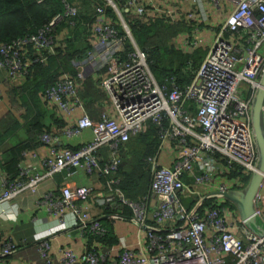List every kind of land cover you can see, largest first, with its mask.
<instances>
[{"label":"built area","instance_id":"2783aa9c","mask_svg":"<svg viewBox=\"0 0 264 264\" xmlns=\"http://www.w3.org/2000/svg\"><path fill=\"white\" fill-rule=\"evenodd\" d=\"M45 0H36L43 3ZM64 10L39 35L31 40L0 44V72L10 78L22 74L24 67L22 44L33 43L37 49L55 54L52 37L47 33L63 21L69 29L95 38L96 42L72 66L81 81L85 74L97 75L106 70L100 86L105 90L115 118L106 111L94 120L83 115L59 133H43L40 142L55 158L44 161L46 171L37 166L22 168L19 180L0 189V218L11 219L17 213L11 202L33 201L70 209L77 227L85 235L105 233L100 221L90 220L85 205L92 195L87 187L71 183L70 176L79 168L97 172L108 178L121 164L120 147L141 133L147 121L161 124L162 116L170 121L162 134V146L168 142L177 153L172 166L150 158V197L145 203L126 202L141 228L148 232L146 251H132L123 246L118 258L110 264H264V174L254 199L255 224L245 225L237 208L218 196L244 188L248 175L258 172L259 151L252 126V109L264 78V0H95L90 23L77 20V0H61ZM171 4H176L177 7ZM174 8H171V6ZM111 8L124 30L122 35L107 15ZM220 11L221 22L210 27L213 12ZM124 13L139 18L164 15L169 21H193L189 33L175 42L179 48L201 47L203 32L211 34L206 55L194 72L190 86L182 91L175 83L171 89L159 86L148 63V55L135 44ZM222 14V15H221ZM221 15V16H220ZM68 28V27H64ZM68 35L62 33V37ZM129 40L132 49L127 50ZM46 57L37 61L44 63ZM80 83L64 75L57 88L46 94L49 102L70 113L81 108L78 96ZM196 104L195 114L185 102ZM55 106L57 107V105ZM264 122V104L262 108ZM119 121V122H118ZM90 131L92 139L77 149H58L60 138H76ZM108 149V159L102 163L98 152ZM242 170L231 175L230 170ZM70 171L64 184L54 190H43V181L56 173ZM246 176L241 177L243 174ZM109 186V185H108ZM55 188V187H53ZM110 188V186H109ZM117 197V196H116ZM153 200V224H148V209ZM99 204L105 205L99 199ZM18 207V205H16ZM2 256L15 250L11 240L1 241ZM47 244L40 246L44 264H59L46 253ZM64 263L72 264L76 257L64 252ZM108 254L91 242L85 251L83 264H101Z\"/></svg>","mask_w":264,"mask_h":264},{"label":"trees","instance_id":"16d2710c","mask_svg":"<svg viewBox=\"0 0 264 264\" xmlns=\"http://www.w3.org/2000/svg\"><path fill=\"white\" fill-rule=\"evenodd\" d=\"M94 1L77 0L78 16L75 21L90 23L93 20ZM63 10L61 0H45L43 3H37L36 0H0V44L31 40L53 22L57 15L63 13ZM214 13L215 18L219 19V12ZM107 15L124 35L116 13L107 8ZM124 18L136 46L148 55L150 70L157 84L170 90L172 83H175L182 91L186 90L207 51L202 46L182 49L175 41L181 40L189 33L194 22L182 19L173 23L160 14L143 19L124 13ZM63 32L68 35L62 37ZM47 33L52 37L55 54H50L46 49L39 50L33 43H24L21 47L24 67L20 75L26 80L22 86L14 85L10 88L9 99L15 109L23 110L22 116L18 119L8 113L0 120V147L6 141L12 140L21 129L26 136L25 140L14 141L1 153L0 167L8 183L23 180H19L23 155L41 145V135L54 133V130L60 131L66 125L64 118L57 117L55 112L50 111V102L46 97L48 91L58 87L64 75L80 83L78 96L84 102L91 119H98L101 116L103 113L101 103L108 100L105 90L100 87V79L89 76L81 81L78 72L72 66L76 58L82 57L93 47L95 38L89 39L76 29H69L66 21ZM125 46L127 50L132 49L129 40L125 41ZM41 56L47 58L44 63L37 61ZM105 74L106 70H103L97 75L105 77ZM185 107L191 114H195V103L187 101ZM169 126L170 121L166 116H162L160 125L147 121L141 133L121 145V164L112 178L117 181L115 188L126 202L141 204L146 202L148 196L150 197L151 174L148 160L159 156L162 134ZM97 155L103 163L108 158V149H100ZM241 170L240 167H234L230 174L234 176ZM100 223L105 230L104 235L87 236L91 242L102 248L114 243V234L110 220Z\"/></svg>","mask_w":264,"mask_h":264},{"label":"crops","instance_id":"0c3cea01","mask_svg":"<svg viewBox=\"0 0 264 264\" xmlns=\"http://www.w3.org/2000/svg\"><path fill=\"white\" fill-rule=\"evenodd\" d=\"M171 5L177 7L176 4ZM172 6L171 8H174ZM216 12L220 14L219 10ZM214 16H216V13L213 12L211 17ZM220 22V18H213L210 20L209 26L216 27ZM207 35L208 38H206ZM200 36L202 41L210 42L209 39L211 40V34L209 32H203ZM89 76L90 75L86 73L85 79ZM93 76L96 77L95 79L98 78L101 80L103 78V76ZM25 80L23 75L10 78L7 72H0V120L8 113L13 114L18 119L22 116L23 110H17L14 108V105L11 104L9 90L13 88L14 85L22 86ZM81 102L82 107L75 108L70 113L60 110L56 103L57 107L53 102H50V111L55 112V114L58 115L57 117L61 116L64 118L66 122L65 126L71 125L83 115H87L91 118L85 108L84 102L82 100ZM102 103V112L106 111L111 117L115 118V112L108 104V100ZM55 133L60 134L57 130H54V134ZM25 138L26 136L23 129L19 130L12 140L6 141L3 146L0 147V156H2L1 153L7 150L14 141L25 140ZM91 139L92 134L90 131H84L79 137L72 139L60 138L58 149L78 148L82 144L91 141ZM23 156V162H21L20 166L22 165L23 169L37 166V170L40 174L46 171V168L43 166L44 161L55 158V154L51 153L43 144L34 151H27ZM157 158L159 164L172 166L174 160L177 158V153H175L172 144L168 142L163 146V150L160 151ZM107 159L108 158H106L104 162H106ZM148 164L150 166L149 160ZM68 174H70V171L64 170L63 172L56 173L49 179H45L42 183L43 190H54L56 194L60 195L57 187L64 184V179ZM114 174L115 173L107 179H102L97 172L88 173L85 168L81 167L70 176L72 184L78 187H87L92 192L88 204L85 205L88 209L89 219L93 221L110 220L111 227L113 228L114 243L110 246L103 247V252L108 254V256L106 255V260L101 264H109L114 260L112 258H118L123 246L128 247V249L132 251H146L148 246L147 230L141 228L137 224L132 209L130 207L131 210L128 207L126 208V205H124L120 197H118L119 195L122 196V194L115 188L117 181L114 177L112 178ZM103 180H105V182ZM5 183L6 176L0 167V189L3 188ZM99 199L104 200V202L107 201L106 204H99ZM11 205V207L17 210V213H10L13 217L8 220L0 218V237L1 241L6 239L11 240L15 244V250L8 256L0 255V264H44L40 251V246L43 243L47 244L48 248L46 249V253L50 255L55 262L63 264L65 257L64 252H66L72 253L76 257L72 264H83L82 257L90 246L91 241L88 236H84L77 227V220L70 209H59L57 207L49 208L47 204L37 206L32 200L22 202L16 199L11 202ZM16 205H18V207H16ZM154 211L155 206L152 200L148 209V224L150 225L153 223L152 215ZM1 251L2 248L0 245V254L2 253Z\"/></svg>","mask_w":264,"mask_h":264},{"label":"water","instance_id":"95a60500","mask_svg":"<svg viewBox=\"0 0 264 264\" xmlns=\"http://www.w3.org/2000/svg\"><path fill=\"white\" fill-rule=\"evenodd\" d=\"M252 109V126L259 151L258 172L253 173L243 192L238 196L234 192L219 193L222 199L231 202L238 210L241 221L245 225L255 224L254 199L263 180L264 174V122L262 108L264 104V78L261 81Z\"/></svg>","mask_w":264,"mask_h":264},{"label":"rangeland","instance_id":"374dc122","mask_svg":"<svg viewBox=\"0 0 264 264\" xmlns=\"http://www.w3.org/2000/svg\"><path fill=\"white\" fill-rule=\"evenodd\" d=\"M206 38H208V35L206 36ZM209 38H210V37H209ZM209 41H210V39H209ZM208 43H209V42H205V41H203V43H202L201 46L204 47V48H206V44L208 45ZM260 52H263V53H264V46H263V48L260 50ZM243 176H246V174L244 173L241 177H243ZM251 176H252V174L248 175V178L245 179V180L247 181L246 186H247V184H248V182H249ZM246 186H245L244 188H239V189H236V190H232L231 192H234V194L240 196L239 194L245 190Z\"/></svg>","mask_w":264,"mask_h":264}]
</instances>
